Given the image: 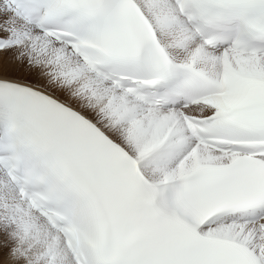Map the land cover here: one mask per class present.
Segmentation results:
<instances>
[{
    "label": "snow or ice",
    "instance_id": "obj_1",
    "mask_svg": "<svg viewBox=\"0 0 264 264\" xmlns=\"http://www.w3.org/2000/svg\"><path fill=\"white\" fill-rule=\"evenodd\" d=\"M0 264H264V0H0Z\"/></svg>",
    "mask_w": 264,
    "mask_h": 264
}]
</instances>
